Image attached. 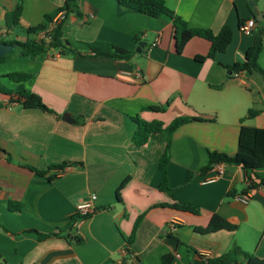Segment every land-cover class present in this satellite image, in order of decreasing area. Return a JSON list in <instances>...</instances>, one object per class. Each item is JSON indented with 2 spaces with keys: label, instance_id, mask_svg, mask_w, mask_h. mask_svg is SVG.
Masks as SVG:
<instances>
[{
  "label": "crops",
  "instance_id": "1",
  "mask_svg": "<svg viewBox=\"0 0 264 264\" xmlns=\"http://www.w3.org/2000/svg\"><path fill=\"white\" fill-rule=\"evenodd\" d=\"M19 1V22L25 27L38 24L64 2L0 0V40L23 39L3 24L5 11ZM164 1L190 27L217 33L228 25L230 44L214 58L196 60L206 55L209 42L193 37L177 53L167 16L125 10L115 0H78L82 16L64 19L63 36L133 50L128 60L48 51L0 62V81L6 88L17 86L6 73H32L24 86L53 110L24 108L18 101L0 107V148L11 157L8 161L0 152V256L7 264H161L167 253L172 264H204L205 258L223 254L233 243L264 258V186L248 188L252 178L264 181V168L252 173L221 163L224 172L213 182L203 179L215 174L214 167L200 172L208 151L236 152L242 125L264 128V78L257 71L227 68L243 60L256 34V29L251 34L241 31L252 17L248 1ZM253 1L264 13V0ZM139 42L143 46L137 52ZM258 64L264 70V37ZM9 100L0 92V101ZM149 105L165 108L144 109ZM250 108L258 113L242 120ZM185 115L207 121L189 122L172 132L165 169L158 167L165 147L159 134H151L142 146L133 143L132 117L167 124ZM63 161L79 164L50 169ZM26 165L47 172L38 175ZM125 179L118 198L116 190ZM163 181L172 195L197 204L200 214L160 206L174 202L159 189ZM91 194H96L93 213L71 223L60 236L38 239L36 231L48 233L68 224L75 206ZM9 200L25 210H9ZM213 214L237 229L197 231Z\"/></svg>",
  "mask_w": 264,
  "mask_h": 264
},
{
  "label": "trees",
  "instance_id": "2",
  "mask_svg": "<svg viewBox=\"0 0 264 264\" xmlns=\"http://www.w3.org/2000/svg\"><path fill=\"white\" fill-rule=\"evenodd\" d=\"M123 9L134 10L146 14L151 17L167 16L172 22L173 36L175 40L176 52L180 53L185 44L193 37H200L209 42V48L204 56H196V60H203L205 58H214L217 53L223 52L230 44L232 39V31L228 25H223L217 33L212 32L209 28L190 27L186 21L170 9L164 0H115ZM251 18L255 21L256 34L253 38L252 44L246 49L242 61H237L232 65H227V68L234 72L241 71H257L264 78V70L258 64V57L263 48L264 37V13L262 19L257 20L249 6ZM22 12V2L19 1L16 5L6 10L3 17V24L6 29H13L20 33L23 39L11 38L8 41L0 40L14 44V48L0 57V62L12 57H29L35 58L38 55L51 51L59 55L76 56H106L115 59L128 60L133 50L118 46L111 42L94 40L83 41L74 38H65L62 32V23L64 19L69 16L81 17L82 13L79 9L78 0H64L63 4L54 10L43 15L42 20L31 26H22L19 22ZM137 39V36H136ZM5 77L17 83L14 89L6 88L0 81V92L10 96L8 102L0 101V107L6 106L13 101H18L24 108H39L48 112H53L41 99V97L23 84L33 76L32 73L24 71H11L4 75ZM163 105H149L144 107L146 110L162 111ZM258 113L256 109H248L246 115L242 118H250ZM136 123L135 130L132 134V141L136 146L144 145L151 134H159L161 140L165 142L163 153L159 159L158 167L165 169L170 158V140L172 132L179 126L189 122L207 121L204 118L197 116H177L169 123L164 124L161 121H145L137 116L132 117ZM0 152H4L6 159L11 161V157L2 148ZM218 163L228 165L240 166L243 169L250 170L254 173L255 170L264 168V128L250 127L242 125L239 130L237 150L234 154H227L219 151H208L207 163L200 168V172H206L213 168ZM79 164L77 162L63 161L59 164L52 165L50 169L56 168L63 170L64 168ZM38 175L46 174L47 170H39L33 166L26 165ZM54 176H48V180H52ZM127 179L123 180L116 190L119 198V191L126 183ZM258 186H264L262 179L256 180L252 178L249 180L248 188L253 189ZM160 190L168 192L174 200L171 204H161L160 206H169L178 211L191 213L194 215L200 214V208L197 204L175 197L170 193L166 181L159 185ZM7 208L12 211H24L23 204L17 201L9 200ZM86 216H79L74 214L68 224L63 227L56 228L54 231L42 233L36 231L38 239H45L50 236H60L62 233L71 228V223L86 218ZM139 216L133 225V230L130 236L127 237V242L133 241L135 230L138 226ZM237 225L231 223L218 214H213L208 224L205 227L196 228L201 233H211L220 230L235 231ZM173 256L169 253L161 256V264H172ZM0 264H7L5 259L0 256ZM204 264H264V258H258L252 253L241 249L237 244H232L226 252L216 257H207L204 259Z\"/></svg>",
  "mask_w": 264,
  "mask_h": 264
},
{
  "label": "built area",
  "instance_id": "3",
  "mask_svg": "<svg viewBox=\"0 0 264 264\" xmlns=\"http://www.w3.org/2000/svg\"><path fill=\"white\" fill-rule=\"evenodd\" d=\"M256 23L252 18L247 19L246 21H244L241 25V31L245 34H251L253 32V30L255 29ZM221 163H218L216 165H214V169H215V174L209 177H205L203 179L204 182H213L215 181L218 176H220L224 170L223 168L220 166ZM96 199V194H91L86 200L78 203L75 206V214L79 215V216H86V215H90L91 213H93L95 211V206H94V201ZM248 199L247 195L241 197V200L243 202H246ZM78 221V220H77ZM175 222L176 221H172L170 222V227L174 228L175 227ZM127 251H125L124 253H126Z\"/></svg>",
  "mask_w": 264,
  "mask_h": 264
},
{
  "label": "water",
  "instance_id": "4",
  "mask_svg": "<svg viewBox=\"0 0 264 264\" xmlns=\"http://www.w3.org/2000/svg\"><path fill=\"white\" fill-rule=\"evenodd\" d=\"M248 5L251 7L252 12L257 20L262 19V15L258 11L257 7L254 4L253 0H247ZM14 44L6 43V42H0V57L4 56L6 53L10 52L14 48ZM143 46L142 42L138 43V47L135 49L137 52L141 51V48Z\"/></svg>",
  "mask_w": 264,
  "mask_h": 264
}]
</instances>
